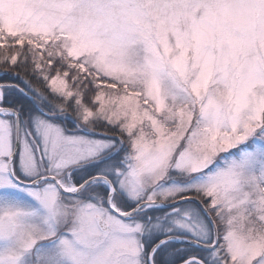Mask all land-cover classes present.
Returning <instances> with one entry per match:
<instances>
[{"label":"snow or ice","instance_id":"6c2138e0","mask_svg":"<svg viewBox=\"0 0 264 264\" xmlns=\"http://www.w3.org/2000/svg\"><path fill=\"white\" fill-rule=\"evenodd\" d=\"M0 264H264V0H0Z\"/></svg>","mask_w":264,"mask_h":264}]
</instances>
